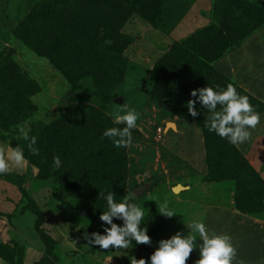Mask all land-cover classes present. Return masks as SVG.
<instances>
[{
  "label": "rangeland",
  "instance_id": "obj_1",
  "mask_svg": "<svg viewBox=\"0 0 264 264\" xmlns=\"http://www.w3.org/2000/svg\"><path fill=\"white\" fill-rule=\"evenodd\" d=\"M41 1L0 0V65L6 59L15 62L20 69L19 77L37 84L23 89L24 95L37 106L31 118L23 124L13 125L12 117L20 114L11 112L8 116L0 107V152L7 156L19 146L25 155L22 166L17 167L9 161L10 170L0 175V264H130L132 255L137 259L146 258L150 264V257L159 242L177 232L188 234L190 229L186 222L193 221L205 223L209 231L230 234L237 246V264L240 261L243 264H264V203L259 207L263 210L256 213H244L238 207V200L242 201L240 204L253 202V199L262 204L264 199V25L236 50L239 53L232 52L237 63L244 64L242 67L234 61V55L230 56L231 53L221 60V72L230 75L229 71H232L237 75L238 92L249 95L250 102L261 116L256 128L250 129V140L233 145L200 125L205 123L207 110L199 102L196 107L202 114L201 120L199 116H191L184 101L178 99L173 103L171 100L182 94L190 96L193 89L207 86L200 80L195 81L190 74L179 72L180 68L188 66L183 65L187 60L206 64L207 68L199 70L204 71L200 72L201 78L213 87L219 85L214 75L209 74L210 67L213 59L217 58L215 56L229 50L228 45L214 44L208 49L212 36L203 31V36H207L204 40L200 37L202 40L193 44L185 40L208 26L212 17L217 20V12H224L223 5L215 10V3L221 0H158L162 8L159 18L168 16L169 22L159 30L141 17L134 16L124 28V32L134 35V43L125 51L126 57L118 54L122 46L118 47L111 40L107 33L109 29L96 21L94 12H91L92 0L85 2L88 15L80 14L75 6L76 16L70 15L72 11L60 19L53 17L55 25L63 22L58 30L76 49L81 43L79 40L94 37L97 45L91 43L92 46L102 52L98 63L105 68L98 67L97 70L105 69V73L99 74L92 68H87L86 73L73 72L71 77L75 82L67 78L46 55L35 52L19 38L17 27L21 20L34 18L38 23L41 20L47 24L50 22ZM76 1L82 0H71L69 5L74 6ZM236 1L231 2L230 10H225L229 11L225 18H232L230 35L243 31L244 24H252L254 15L264 18V12L258 15L259 10L255 11L253 7L259 5L264 8V0ZM3 12L10 18H6ZM257 21L252 26H256ZM179 25L183 30L181 33L188 34L185 38L173 32ZM197 35L200 36L199 33ZM70 36H75V39L69 41ZM171 47H175V52L178 50V56L175 57L174 52L166 55ZM193 47H199L200 51L190 53ZM85 49L92 55L95 53ZM197 53L201 56H196ZM202 55L210 56V61H205ZM96 63L97 60L92 64ZM156 63L160 65L163 82H170L169 91L154 90L149 77ZM249 64H252L251 70L248 69ZM71 65L65 64L64 68L68 70ZM75 104L97 108L111 119V112L124 104L139 112L138 127L133 130V141L127 146V155H124L125 165L121 166L116 160L107 162L122 168L110 173V179L102 176L100 189L115 192L117 200L127 192H136L135 202L145 211L144 224L146 219L149 221L147 212L152 215L145 225L151 243L136 245L133 241L128 249H101L89 245L87 234L104 232L105 222L101 221V214L82 211V201L73 203L70 195L59 187L57 178L51 175V160L60 153L64 159L68 145L73 146L77 137L74 133L83 140L97 143L95 131L87 127L83 133L78 130L82 125L73 114ZM66 115L70 117L66 118L63 128L60 131L53 129V124L65 119ZM172 123L176 125L175 129L169 127ZM2 124L8 127H2ZM38 124L44 128L52 127L45 137L37 139L36 146L41 152L35 158L39 160L42 156L45 162L43 169L26 157L33 153L29 149L30 140L27 143L21 132L23 129L31 135L30 131ZM103 156L99 155V158L104 161ZM209 162L219 167L221 172L209 175ZM27 191L37 206L35 203L33 206ZM164 202L175 209V216L169 218L160 212ZM102 204L106 210V201ZM163 219L166 221L164 225L161 223ZM115 222L123 223L122 220ZM67 254H76L77 257L66 256L68 260L73 259L66 262L64 256ZM198 258L197 248L187 264H195Z\"/></svg>",
  "mask_w": 264,
  "mask_h": 264
},
{
  "label": "trees",
  "instance_id": "obj_2",
  "mask_svg": "<svg viewBox=\"0 0 264 264\" xmlns=\"http://www.w3.org/2000/svg\"><path fill=\"white\" fill-rule=\"evenodd\" d=\"M161 1V0H160ZM233 0H221L217 1L215 3V10L218 11L217 7H222L224 12L216 14L217 20L215 21L214 17H212V22L204 27L201 28L199 31L195 32L191 36L188 37L185 41H188V44H193L194 42H199L200 37H203V40L206 35L203 36L202 32L204 34H209L208 36H212V40L208 41L207 48H212L214 44L216 45H228V51L224 53L221 52L220 55L215 56L217 58L213 59V64L210 67V73L213 74L214 77L219 81V85L222 88H226L229 83L233 84L236 88L239 89L238 85L233 82L230 78H227L223 73L219 72L215 67L214 64L224 57H226L230 52L236 51L237 49L241 48L242 44L247 41L249 38L253 37L254 34H256V31L260 30L263 25L264 21L261 22V19L255 17V15L252 17V20L254 21L252 24L243 25V31L238 32L235 35H230V30L233 28L232 25V18L228 19L225 18L226 15H228L229 11H225L226 9L230 10V4ZM37 2V1H36ZM71 0H42L41 5L43 6L44 10L46 11V14L49 15L48 20L50 22L47 24V21L41 20L38 23V19H32L27 18L23 19L20 22H18V35L19 38L28 43L35 52H38L39 54L46 55L52 62V64L56 65L64 74H66L67 78L72 79V81L75 82V79L71 77V73L73 72H79V73H86L89 69L96 70L99 74H104L105 69L98 71L97 68L104 66L103 64H99L98 62L101 60L100 55L102 52L95 48L94 46L97 45L95 38H89L85 39V41L79 40L81 43L75 48V45H71L64 34H62L58 30V26L64 25L63 22L61 24H56L52 20L53 17H57L58 19L66 17L69 12H72L74 10V7L76 6L80 10V14L88 15L87 12V1L82 0L79 3L76 1L74 6L69 5ZM82 2V3H81ZM86 2V3H85ZM92 10L95 16L96 21L99 22V24L104 25L109 29V36L111 40L114 43H117L118 47H121V50H118V54H121L123 57L125 56V51L128 47H130L134 41V35L124 32V28L128 24L129 21L134 16L141 17L144 21L148 22L150 25H152L156 29L164 28V25L167 24L168 16L165 18H159V12L161 14V6L160 2L158 0H92ZM236 3L237 1L234 0ZM36 4V3H35ZM37 5H39L37 3ZM45 6V7H44ZM256 10H259V14L261 15L264 12V8H262L259 5L253 6ZM245 12V10H242ZM254 11V12H255ZM256 13V12H255ZM5 13L3 12V15ZM257 14V13H256ZM1 15V14H0ZM70 15L76 16L77 10L73 11ZM264 16V15H263ZM6 18H10L8 14H5ZM51 18V19H50ZM258 18V19H256ZM258 20V21H257ZM216 22L213 24V22ZM256 23V26H252ZM260 21V23H259ZM55 25V26H54ZM211 26V27H210ZM201 32V33H200ZM200 34L198 36L197 34ZM77 38L81 39L80 36H76ZM225 37V38H224ZM69 41H72L75 39V36L68 37ZM202 40V39H200ZM95 41V42H93ZM227 42V43H226ZM91 43H94V46H92ZM85 48L90 49L91 51H94L95 53L92 55L84 50H87ZM194 49H190V53H192L193 50L200 51L199 47H193ZM202 49V48H201ZM174 52L175 57L178 56V50L175 52V47H171L166 55L169 56ZM206 53L205 51H203ZM202 52V53H203ZM187 56V54H185ZM196 56H201V53H197ZM126 57V56H125ZM165 57V55L163 56ZM162 57V59H163ZM203 59L206 61H210V56H203ZM68 59V61L71 59L72 61L64 62ZM112 59V58H110ZM161 59V60H162ZM97 60L96 64H92ZM160 60V61H161ZM106 61V58L104 62ZM127 61L130 62L129 58H127ZM103 62V63H104ZM159 62V61H158ZM157 62V63H158ZM155 65L154 69L151 70V75L149 78H151V82L154 86V90H168L169 83H164L161 76L163 75L159 69L160 65ZM188 65L184 66L183 68H180L179 71L182 74H190L194 77L195 81L200 80V82L205 83L206 85H212L211 83H208L207 80H204L201 78L200 69L207 68L206 64H202L198 62H193L192 60H187L185 62ZM191 63V64H189ZM65 64H73L70 68H64ZM96 65V66H95ZM206 66V67H205ZM201 67V68H199ZM209 67V66H208ZM105 68V67H102ZM111 68V67H110ZM209 70V69H208ZM20 69L18 68L17 64L11 60L8 61L6 59L4 62H2V65H0V107L3 108L5 113L9 116L11 112H18L20 114L18 117H12L13 125H20L23 124L24 121L30 119L32 114L37 110V106L33 103V101L26 97L24 95V88L25 87H35L37 86L36 82L31 79H22L19 77ZM77 79L78 76H75ZM172 83V82H171ZM197 83V82H196ZM165 84V85H164ZM163 85V86H162ZM169 91V90H168ZM249 96V95H248ZM180 99L186 103V100L194 99L191 95H185L182 94L180 97H176V99H171L173 103H177V100ZM199 101H197L198 104ZM258 102V101H257ZM73 114L76 116L77 119H80V130L81 132L85 130V128L92 129L96 133V139L95 141L97 143H92L86 140L81 139L77 134L74 133L75 136H77L72 143L73 146L70 144L69 150L64 155L63 161V167L60 170H55L53 165L51 169V175H53L54 178H57L58 181H56L60 186V188L66 193H68L73 201V203L79 202L78 200L82 201V204L80 207L83 210H87L90 212H98L101 214L104 209L102 207V203L104 199L100 197V192H105L100 189L101 185V178L102 176L106 175L110 179L109 175L112 172L119 171L120 168H122V165H125L126 158L124 155H127L128 149L127 147H121L117 148L115 145L108 139V138H102L103 132L109 128V127H123L121 125H114L112 123V119L105 114H103L101 111H99L97 108H94L92 106H86V105H80L75 104L73 106ZM72 115V116H74ZM202 114L199 113V120H201ZM69 115H66L65 119H60L55 124H53V129H57L56 131H60V129L63 128V126L66 123V118H68ZM30 117V118H29ZM70 117V116H69ZM10 119V118H9ZM74 122H76V120ZM1 120V118H0ZM9 122V121H8ZM78 122V121H77ZM76 122V123H77ZM77 123L76 125H78ZM2 127H8L7 124H2ZM11 125V124H10ZM204 129H206L205 123L202 122L200 124ZM52 127L44 128V126H41L38 124L34 130L30 131L32 132L31 135H29V139H27V143L31 139V137H35L36 140L40 137H45L48 132L52 129ZM45 129L44 132H41V130ZM40 130V131H39ZM83 133V132H82ZM87 133V132H86ZM84 135V134H83ZM38 139V140H39ZM210 137L207 135V141L210 145L209 141ZM37 140V142H38ZM79 140V141H77ZM63 149L67 150L68 148L66 146H62ZM40 150V149H39ZM41 152V150L39 151ZM58 155V154H57ZM99 155H104V161L99 158ZM63 156L62 153H60V158ZM31 162L37 164L40 169H43L45 166V162L42 160V156H39V160L35 158L34 154H30L26 156ZM119 162L121 166H115L110 165L107 162ZM209 160V159H208ZM53 161V159L51 160ZM215 164L210 165L209 162V175H215L218 172L220 173L221 170L219 167H216ZM66 169V170H64ZM111 185V184H110ZM80 189H84L81 191ZM28 197L31 199L33 206L37 203L30 195L29 191ZM264 198V196H263ZM238 207L241 212L244 213H256L261 212L263 209L259 208L263 206L264 199L262 200V204H257V200L253 199V202H248L247 204H240L242 201L238 200ZM35 203V204H34ZM149 209V208H148ZM151 209V208H150ZM149 209V210H150ZM147 210V211H149ZM154 215V214H153ZM152 215H150L149 212H147V218L148 222H150V218ZM166 219V218H165ZM165 219L162 220L161 223L163 225L166 223ZM146 219V224H148ZM123 224V223H121ZM144 224V225H146ZM137 245V244H136ZM71 255L73 258H76V254H67L64 256V259L66 262H71L73 259L68 260L67 257ZM67 256V257H66Z\"/></svg>",
  "mask_w": 264,
  "mask_h": 264
},
{
  "label": "clouds",
  "instance_id": "obj_3",
  "mask_svg": "<svg viewBox=\"0 0 264 264\" xmlns=\"http://www.w3.org/2000/svg\"><path fill=\"white\" fill-rule=\"evenodd\" d=\"M190 99L186 102L189 113L197 117L199 111L197 101L207 110L205 126L210 132H215L221 138L227 139L233 145H241L250 140V129H255L260 123L261 116L250 102L248 95H242L237 88L229 83L226 88L207 85L193 89ZM114 125L123 127H109L103 132L102 138H108L117 148L127 147L133 141V130L138 127L139 112L127 104L111 112ZM169 127L175 129L174 123ZM24 139H29L27 131L21 130ZM37 140L31 137L29 149L34 155L39 154ZM9 161L17 167L23 165L25 155L22 148L17 146L7 156L0 152V175L7 173ZM53 167L60 170L63 161L59 155L53 158ZM136 192H127L122 199L117 200L113 191L100 192V197L106 201V210L100 219L104 223V232L95 231L86 235L90 246L101 249H128L135 244H149L151 237L144 225L145 211L135 202ZM160 212L166 217H173L177 213L167 202L160 207ZM122 220L123 224L116 223ZM186 222V221H185ZM190 229L188 234L177 232L167 239H162L159 246L150 257V264H187L194 249L199 250V258L195 264H237V246L230 234L209 231L203 222H186ZM130 264H149L146 258L129 257ZM239 264H243L242 261Z\"/></svg>",
  "mask_w": 264,
  "mask_h": 264
},
{
  "label": "crops",
  "instance_id": "obj_4",
  "mask_svg": "<svg viewBox=\"0 0 264 264\" xmlns=\"http://www.w3.org/2000/svg\"><path fill=\"white\" fill-rule=\"evenodd\" d=\"M184 19V18H183ZM168 21H169V19H168ZM181 31H183L182 29H181V25H179L175 30H173V32H176L178 35H180L179 37H182V38H185V36H188V34L187 35H185V32H184V34H182L181 33ZM196 31V29L195 30H193L191 33H194ZM191 33H189V35L191 34ZM242 48V47H241ZM236 52H238V51H236ZM235 52V53H236ZM231 53V54H230ZM229 54H230V56L232 57V55H234L235 56V58H234V61H236V63L238 62L237 60H236V55L234 54V53H232V52H230ZM239 53V52H238ZM224 59V58H223ZM223 59H221V60H223ZM218 61V62H216L215 64H214V67L219 71V72H221V70L219 69L220 68V66H221V64H223V62L222 61ZM233 61V62H234ZM237 64H240V63H237ZM242 65H244V64H240V66L239 67H242ZM252 66V64H249V66H248V69L249 70H251V67ZM233 71H234V69H233ZM240 71V70H239ZM241 72H245V70H242ZM222 73V72H221ZM229 74L230 75H225V76H227L228 78H230L232 81H234L235 83H237V84H239L238 83V81L239 80H237V78H236V74L234 73V72H232V71H229ZM250 74H252V72L250 71ZM198 131H200L199 130V128L197 127L196 128ZM201 145V144H200Z\"/></svg>",
  "mask_w": 264,
  "mask_h": 264
}]
</instances>
